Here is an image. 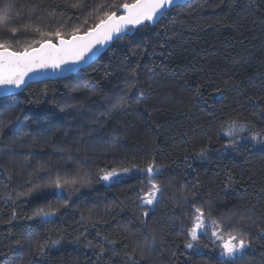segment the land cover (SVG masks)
<instances>
[{
    "label": "trees",
    "instance_id": "16d2710c",
    "mask_svg": "<svg viewBox=\"0 0 264 264\" xmlns=\"http://www.w3.org/2000/svg\"><path fill=\"white\" fill-rule=\"evenodd\" d=\"M125 2L0 0L19 29L0 39L56 42ZM252 136L264 137V0L172 8L78 72L0 98V264H264V142ZM151 183L162 195L148 205ZM195 208L208 227L191 240ZM213 221L249 246L221 255Z\"/></svg>",
    "mask_w": 264,
    "mask_h": 264
},
{
    "label": "snow or ice",
    "instance_id": "6c2138e0",
    "mask_svg": "<svg viewBox=\"0 0 264 264\" xmlns=\"http://www.w3.org/2000/svg\"><path fill=\"white\" fill-rule=\"evenodd\" d=\"M174 4L175 0H131L130 3L125 2L120 5L124 10L123 15L117 16L115 12H105L104 18L100 19L99 23L95 24L93 28L88 29L85 36L73 33L70 40H65L61 37L60 31L57 30L54 35L59 38V45L52 43L51 40H45L40 42L39 47L29 45L21 50H13L8 40L0 39V87L20 88L25 83V77L30 72L46 68L56 69L69 61L78 63L84 59L85 55L95 45L110 41L113 35L120 34L129 25L136 26L145 21L155 22L158 16L165 15V10ZM73 6L78 7L80 5ZM0 27H2L3 31L11 32L12 34L19 31L15 27H7V18L0 20ZM35 31L40 32V29L37 28ZM78 31L79 29L75 30V32ZM233 127H235V122H233ZM234 134L232 128L227 132L229 136ZM251 138L253 140L260 139L264 142V137L261 136H252ZM124 171L127 172L128 169ZM142 171L145 172L151 182L154 171L158 174L159 169L155 168L153 162L147 169ZM115 175H117L115 171L106 173L102 179L107 181ZM157 193L162 195V190L157 184L151 183L149 192L142 198V203L153 204ZM195 213L193 223L188 230L191 240L198 239L199 235L208 227L205 222L204 211L200 208H195ZM144 215L147 216V212ZM212 224L211 235L221 241V255L234 259L238 254L242 253V250L249 246V242L239 236L229 235L225 239L220 235L222 229L216 222L213 221ZM186 246L192 248L193 245L188 242ZM43 247L44 245H39L41 251Z\"/></svg>",
    "mask_w": 264,
    "mask_h": 264
},
{
    "label": "water",
    "instance_id": "95a60500",
    "mask_svg": "<svg viewBox=\"0 0 264 264\" xmlns=\"http://www.w3.org/2000/svg\"><path fill=\"white\" fill-rule=\"evenodd\" d=\"M187 1L188 0H175V4L172 7L166 9L165 12L167 13L172 8H174L178 5H183ZM123 14H124L123 8L121 10V13H119V14L116 13L117 16H120ZM162 16H158V18L155 22H149V23H152V24L156 23L158 21V19ZM146 22H148V21H145L142 24H144ZM142 24H140V25H142ZM140 25H136V26L129 25L127 27V29L124 30L123 32H121L120 34L113 35V38L110 41H108L104 44L95 45L92 48V50L85 55L84 59L78 63H73V62L69 61L68 63L62 64L59 68H56V69L46 68V69H38V70H35L33 72H30L28 74V76L25 77V83L20 88L0 87V98L18 93V92L22 91L26 86H28L31 83L39 82V81H45V80L58 79V78H64V77H67L71 74L78 72L82 68L89 66L96 59H98L102 54H104L117 39L126 36L128 33H131V31L133 29H135L136 27H138ZM85 33L86 32L76 34V35L85 36ZM71 38H72V36L69 38H63V39L70 40ZM52 43L59 45V39L56 42H52ZM36 47H39V45Z\"/></svg>",
    "mask_w": 264,
    "mask_h": 264
},
{
    "label": "rangeland",
    "instance_id": "374dc122",
    "mask_svg": "<svg viewBox=\"0 0 264 264\" xmlns=\"http://www.w3.org/2000/svg\"><path fill=\"white\" fill-rule=\"evenodd\" d=\"M78 34H80V33H78ZM249 139H250V140H252V141H253V142H255V143H256V142H257V140H258V139H256V140H253L251 137H250ZM155 173H156V172L154 171L153 175H154Z\"/></svg>",
    "mask_w": 264,
    "mask_h": 264
}]
</instances>
